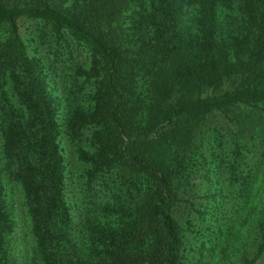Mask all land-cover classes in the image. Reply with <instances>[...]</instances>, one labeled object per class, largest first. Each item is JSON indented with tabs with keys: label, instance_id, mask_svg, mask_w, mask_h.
<instances>
[{
	"label": "trees",
	"instance_id": "trees-1",
	"mask_svg": "<svg viewBox=\"0 0 264 264\" xmlns=\"http://www.w3.org/2000/svg\"><path fill=\"white\" fill-rule=\"evenodd\" d=\"M199 168L252 207V254L189 221ZM206 253L264 264V0H0V264Z\"/></svg>",
	"mask_w": 264,
	"mask_h": 264
},
{
	"label": "rangeland",
	"instance_id": "rangeland-1",
	"mask_svg": "<svg viewBox=\"0 0 264 264\" xmlns=\"http://www.w3.org/2000/svg\"><path fill=\"white\" fill-rule=\"evenodd\" d=\"M254 166L258 167V161L256 160L254 163ZM256 170V167L252 169V173L254 174ZM193 185L190 190V199L193 202V206H190V219L193 224L195 223V230L200 231L199 229L207 228V223L211 221L212 219L215 220V222L218 223H229V225H232L231 231H232V242L229 245L230 247H225L224 249L229 254L232 253V251L239 249V242L243 239H248L249 244L246 247H243V250L245 248L246 253L252 254L256 247L254 246V233L248 232L249 227L253 224L252 215L250 213H253L252 207L250 209L249 205H246V202H238L235 203L237 200L235 195V190L232 189L227 185V183H223L221 186L217 183V181L212 177L211 179H207V177L204 175L203 170L199 168V172L197 173L196 177L193 179ZM258 188L262 184H257ZM221 188L222 189V200L219 202H215L213 199L210 198L213 197L215 188ZM257 188V189H258ZM221 197L220 194H218L214 198L218 199ZM241 203L242 205H240ZM201 208V210H200ZM204 210H207L205 214L206 217H208L207 220H204L200 216V212ZM21 212V211H20ZM208 212L212 213L208 214ZM22 213V212H21ZM183 213V212H182ZM182 213L179 215L182 217ZM228 220V221H227ZM234 224V225H233ZM26 219L23 214H20L19 221L16 223L15 228V236L17 237L16 240L13 241L12 245L15 249V253L17 254L18 251L20 252V255L22 254V251L24 250V243H26V238H22L23 235L26 234ZM201 232V231H200ZM212 233V232H211ZM191 236V235H190ZM232 245V247H231ZM241 250V249H239ZM228 254V255H229ZM207 259V261H205ZM228 258L224 256L223 262L227 261ZM234 260V257L231 259V261ZM211 255H208L206 253L205 257L202 259V263L209 264V262H213ZM216 264V260L214 262Z\"/></svg>",
	"mask_w": 264,
	"mask_h": 264
}]
</instances>
